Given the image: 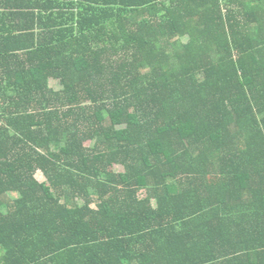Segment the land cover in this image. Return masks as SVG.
I'll list each match as a JSON object with an SVG mask.
<instances>
[{"label": "trees", "instance_id": "1", "mask_svg": "<svg viewBox=\"0 0 264 264\" xmlns=\"http://www.w3.org/2000/svg\"><path fill=\"white\" fill-rule=\"evenodd\" d=\"M0 264H264V0H0Z\"/></svg>", "mask_w": 264, "mask_h": 264}, {"label": "rangeland", "instance_id": "2", "mask_svg": "<svg viewBox=\"0 0 264 264\" xmlns=\"http://www.w3.org/2000/svg\"><path fill=\"white\" fill-rule=\"evenodd\" d=\"M185 41H186V39H185ZM37 177H38V179H39L40 181H45V178L43 177V175H42L41 173H39V174L37 175Z\"/></svg>", "mask_w": 264, "mask_h": 264}]
</instances>
